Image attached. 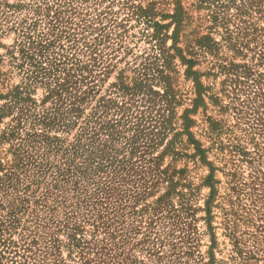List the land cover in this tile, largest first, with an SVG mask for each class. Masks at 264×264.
<instances>
[{"label": "rangeland", "instance_id": "rangeland-1", "mask_svg": "<svg viewBox=\"0 0 264 264\" xmlns=\"http://www.w3.org/2000/svg\"><path fill=\"white\" fill-rule=\"evenodd\" d=\"M0 264H264V0H0Z\"/></svg>", "mask_w": 264, "mask_h": 264}, {"label": "trees", "instance_id": "trees-1", "mask_svg": "<svg viewBox=\"0 0 264 264\" xmlns=\"http://www.w3.org/2000/svg\"><path fill=\"white\" fill-rule=\"evenodd\" d=\"M35 42H30V45H34ZM62 49V48H61ZM61 87V86H60Z\"/></svg>", "mask_w": 264, "mask_h": 264}]
</instances>
